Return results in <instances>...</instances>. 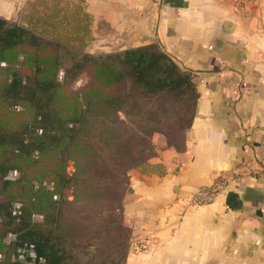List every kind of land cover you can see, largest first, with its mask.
I'll use <instances>...</instances> for the list:
<instances>
[{
  "label": "crops",
  "instance_id": "1",
  "mask_svg": "<svg viewBox=\"0 0 264 264\" xmlns=\"http://www.w3.org/2000/svg\"><path fill=\"white\" fill-rule=\"evenodd\" d=\"M24 2L0 0V15ZM81 2L86 51L157 42L195 74L198 92L181 147L157 145L128 172L122 264H264V0ZM219 175L229 182L213 202L185 205ZM138 239L148 251H132Z\"/></svg>",
  "mask_w": 264,
  "mask_h": 264
},
{
  "label": "trees",
  "instance_id": "2",
  "mask_svg": "<svg viewBox=\"0 0 264 264\" xmlns=\"http://www.w3.org/2000/svg\"><path fill=\"white\" fill-rule=\"evenodd\" d=\"M74 19L69 26L73 33L68 36L67 30H54L60 22L35 29L0 15V63H5L0 66V264H16L11 255L24 242L34 244L45 264H66L67 253L58 232L65 200L62 190L72 177L66 165L72 146L83 149L76 140L86 126L92 127L90 118L118 114L132 97L196 91L195 74L181 67L157 42L91 53L85 50L90 16L81 0L75 5ZM81 73L89 80L72 88ZM120 85L126 87L117 89ZM123 149L132 164L122 171L104 168L101 176L119 182L104 188L107 192L112 187L118 193L105 198L110 205L107 210L121 219L122 197L130 191L129 169L155 153L149 146L144 156L145 149L133 150L130 141ZM11 169H18L20 176L4 179ZM43 182H52L53 188ZM15 200L21 202L17 216L11 215ZM33 213L42 219H33ZM8 232L15 233L16 240L5 244Z\"/></svg>",
  "mask_w": 264,
  "mask_h": 264
},
{
  "label": "rangeland",
  "instance_id": "3",
  "mask_svg": "<svg viewBox=\"0 0 264 264\" xmlns=\"http://www.w3.org/2000/svg\"><path fill=\"white\" fill-rule=\"evenodd\" d=\"M76 4L77 0H25L7 19L35 29L54 23L57 26L60 22L54 30H67L70 36ZM88 80L87 74L81 73L72 88ZM124 87L120 85L117 89ZM196 93L186 90L178 94L132 97L118 114L90 118L92 127L86 126L76 140L83 149L72 146L66 165V173L72 177L62 190L65 200L61 204L58 230L67 253L66 264H122L125 261L131 229L123 222V215L121 219L107 210L110 205L105 197L118 193L112 187L106 192L104 187L107 183L119 182L101 177L102 169L122 171L132 164L124 155L123 148L128 141L133 143V150L143 147L144 156L149 153V146L154 152L160 144L179 149L194 113Z\"/></svg>",
  "mask_w": 264,
  "mask_h": 264
},
{
  "label": "built area",
  "instance_id": "4",
  "mask_svg": "<svg viewBox=\"0 0 264 264\" xmlns=\"http://www.w3.org/2000/svg\"><path fill=\"white\" fill-rule=\"evenodd\" d=\"M236 3H244L245 1L250 0H234ZM0 66H5V63H0ZM62 75V71L59 72L58 78L60 79ZM15 109H21L20 106L15 105ZM40 132V130H38ZM20 176V171L18 169L9 170L4 179L7 180H15ZM229 182V177L225 175H219L213 182L206 186L198 187L194 190L186 199L185 205L190 207H198L206 204H210L216 198V196L224 189V187ZM36 185L37 182H34ZM43 184L48 188H53L52 182H43ZM54 200L58 198L57 194L52 196ZM21 202L19 200H15L12 202L11 206V215L17 216L20 212ZM32 218L35 220L42 219V215L40 214H32ZM16 240V234L13 232H8L3 241L5 244H10L11 242ZM149 250V242L147 239H138L135 240L132 244L133 252H146ZM2 253H0V258H2ZM12 259L16 264H45V259L43 256L38 255L35 246L33 243L24 242L20 246L16 247L15 251L11 255Z\"/></svg>",
  "mask_w": 264,
  "mask_h": 264
}]
</instances>
